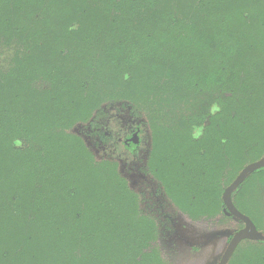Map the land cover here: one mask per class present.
<instances>
[{
	"label": "trees",
	"instance_id": "obj_1",
	"mask_svg": "<svg viewBox=\"0 0 264 264\" xmlns=\"http://www.w3.org/2000/svg\"><path fill=\"white\" fill-rule=\"evenodd\" d=\"M120 109L147 118L146 172L179 217L230 232L222 250L163 253L169 215L93 151L137 159ZM263 154L264 0H0V264H216L243 226L223 190ZM232 200L264 233V167ZM239 245L227 264H264V241Z\"/></svg>",
	"mask_w": 264,
	"mask_h": 264
},
{
	"label": "rangeland",
	"instance_id": "obj_2",
	"mask_svg": "<svg viewBox=\"0 0 264 264\" xmlns=\"http://www.w3.org/2000/svg\"><path fill=\"white\" fill-rule=\"evenodd\" d=\"M120 111H122L118 116L120 127L127 128L129 127V125H135V124L140 125L142 127L144 144L147 150L146 151L140 150L138 152H141V155H143L142 157L146 159L147 154L149 152V148H150L149 147V142H150V130L149 129L150 128H148L146 124L147 118L145 117L144 114L140 117H134L128 112H126L124 109H120ZM83 137H86V135L84 134ZM92 147H93V144H92ZM93 151H94L96 158L98 159L104 158V157H108L110 159L116 158L118 165H119L120 173L126 177L131 188L139 192L140 187L139 188L136 187L138 185L137 183H141L145 179L143 176H140V174L138 173V170L136 169L137 162L135 159H128V157L126 158V156L119 157V155H112L111 153H113V151L111 148L108 147V145H99L97 147H93ZM155 184L156 183L152 181L151 187L148 189L150 191H153V189H155L154 188ZM162 197L163 195L161 196L159 195L156 197V201L159 202L158 204H161V202L162 203L165 202L164 200H162ZM160 210L162 213L169 215V218L171 219V225H172L170 232L167 233L166 236H164L160 240L161 248L163 250V253H165L166 255H171L173 253V252H170L173 249L172 248V238L176 240H183L188 243L196 242L202 247L208 248V251H212V253H217L220 250H222L221 246L225 242V240L222 237L221 238L212 237L210 235V233L212 232L211 231L212 228L214 227L219 228L218 225L213 226L210 222L209 223L187 222L183 220L181 217H179V213L176 208L175 209H160ZM235 223H233L232 226H235ZM229 225L231 224L229 223ZM239 246L240 245H238L237 247Z\"/></svg>",
	"mask_w": 264,
	"mask_h": 264
},
{
	"label": "water",
	"instance_id": "obj_3",
	"mask_svg": "<svg viewBox=\"0 0 264 264\" xmlns=\"http://www.w3.org/2000/svg\"><path fill=\"white\" fill-rule=\"evenodd\" d=\"M131 148H135L139 143V131L135 132L130 138ZM264 167V154L257 160L245 165L236 177L225 187L222 193L223 204L229 213L243 222V226L231 234L230 240L222 253L218 264H227L237 246L245 239L264 241V233L259 231L253 220L241 212L233 203L232 193L238 186L255 170ZM228 231H218L212 237L228 235Z\"/></svg>",
	"mask_w": 264,
	"mask_h": 264
},
{
	"label": "flooded vegetation",
	"instance_id": "obj_4",
	"mask_svg": "<svg viewBox=\"0 0 264 264\" xmlns=\"http://www.w3.org/2000/svg\"><path fill=\"white\" fill-rule=\"evenodd\" d=\"M140 126V125H139ZM142 128V127H141ZM140 128L139 131V143L138 145L135 147V152H136V162H137V170H138V173L140 174V176H143L144 179L146 180H143L141 183H137L138 185L136 187H140L139 188V193H141L143 195V198H144V204L146 202L148 203H154L155 204V207L154 209H175L172 205V203L167 200V197L166 195L164 194V192L162 190H159V184H158V181L156 179H154L149 173L146 172V165H147V157L146 159H144L141 155V152H138L140 150H147V148L145 147V144H144V139H143V130ZM137 132V131H136ZM131 144H130V139H128V143H127V148H130L131 149ZM142 146V147H141ZM133 150V149H132ZM148 156V154H147ZM142 178V177H141ZM154 181L156 184H155V189H153V191H150L148 188L151 187V182ZM161 196L163 195L162 197V200H164L165 202H163V206L159 205L158 201H156V197L157 196ZM164 198V199H163ZM162 203V202H161ZM230 240V239H229ZM228 240V242H229ZM227 246V244H226ZM225 246V248H226ZM225 248L223 249L222 253L224 252ZM221 253V255H222ZM221 257V256H220ZM220 257L219 259L216 261V264H218L219 260H220Z\"/></svg>",
	"mask_w": 264,
	"mask_h": 264
}]
</instances>
